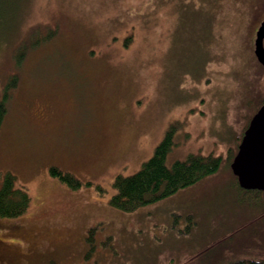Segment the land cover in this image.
Returning <instances> with one entry per match:
<instances>
[{
  "label": "rangeland",
  "instance_id": "1",
  "mask_svg": "<svg viewBox=\"0 0 264 264\" xmlns=\"http://www.w3.org/2000/svg\"><path fill=\"white\" fill-rule=\"evenodd\" d=\"M254 5L264 0H0V186L12 173L31 195L25 214L0 217V264L264 258V216L235 230L264 203L245 200L228 160L264 97ZM172 123L167 165L214 154L219 171L136 211L113 207L116 177L139 171Z\"/></svg>",
  "mask_w": 264,
  "mask_h": 264
},
{
  "label": "trees",
  "instance_id": "2",
  "mask_svg": "<svg viewBox=\"0 0 264 264\" xmlns=\"http://www.w3.org/2000/svg\"><path fill=\"white\" fill-rule=\"evenodd\" d=\"M263 102L264 97L254 107L253 115ZM6 115V101L0 100V130ZM253 115L249 117L245 128L250 123ZM176 129L177 123H172L166 131L162 142L156 147L153 156L142 165L139 171L130 176L118 175L116 177L114 187L117 192L110 199V204L113 207L127 212L136 211L141 207L156 203L173 195L181 188L192 186L219 171L222 157L214 154H191L186 160L177 161L169 167L166 159L174 145ZM242 136L243 134L237 137L236 148H232L229 151L228 160L230 165L237 153ZM51 173L74 188L81 185V182L75 176L59 168H52ZM235 179L236 185L243 193L246 201H250L254 205L264 203V191L245 190L240 186L236 176ZM30 204L31 195L27 189L17 185V177L14 174L7 173L0 186V217L17 218L27 212ZM263 216L264 212L260 216H254L235 230L245 228ZM206 251L203 250L197 253L191 257V260L204 254ZM230 264H264V258L242 259Z\"/></svg>",
  "mask_w": 264,
  "mask_h": 264
},
{
  "label": "water",
  "instance_id": "3",
  "mask_svg": "<svg viewBox=\"0 0 264 264\" xmlns=\"http://www.w3.org/2000/svg\"><path fill=\"white\" fill-rule=\"evenodd\" d=\"M264 22L257 32L255 55L264 66ZM231 169L245 190L264 191V103L253 116Z\"/></svg>",
  "mask_w": 264,
  "mask_h": 264
},
{
  "label": "flooded vegetation",
  "instance_id": "4",
  "mask_svg": "<svg viewBox=\"0 0 264 264\" xmlns=\"http://www.w3.org/2000/svg\"><path fill=\"white\" fill-rule=\"evenodd\" d=\"M262 8H261V7ZM254 8L255 9H260V12H259V15L256 17V19L254 20V27H255V32H254V37H253V47H254V55H255V46H256V38H257V32L258 30L260 29V27L262 26L263 22H264V6L262 5H254ZM263 46H264V39H263ZM256 57V55H255ZM250 123H248L247 127L245 128V130L243 129V136H244V133L246 132L248 126H249ZM242 136V137H243Z\"/></svg>",
  "mask_w": 264,
  "mask_h": 264
},
{
  "label": "crops",
  "instance_id": "5",
  "mask_svg": "<svg viewBox=\"0 0 264 264\" xmlns=\"http://www.w3.org/2000/svg\"><path fill=\"white\" fill-rule=\"evenodd\" d=\"M193 221H192V219H191V222H189L187 225H188V227H189V229L187 230V232L188 233H192V230H193ZM187 225H186V227H187ZM190 228H191V230H190ZM185 233H186V231H185ZM207 246H200L198 249H194V250H192L191 251V257L192 256H195L197 253H200L201 251H203L205 248H206Z\"/></svg>",
  "mask_w": 264,
  "mask_h": 264
}]
</instances>
